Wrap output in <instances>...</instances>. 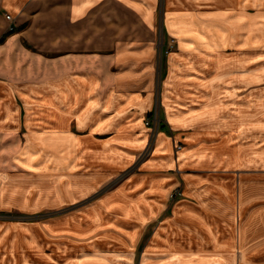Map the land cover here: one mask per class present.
I'll use <instances>...</instances> for the list:
<instances>
[{"label":"crops","instance_id":"0c3cea01","mask_svg":"<svg viewBox=\"0 0 264 264\" xmlns=\"http://www.w3.org/2000/svg\"><path fill=\"white\" fill-rule=\"evenodd\" d=\"M196 2L0 0V155L10 151L5 143L10 141L13 146L16 140L15 145L19 144L22 126L30 134L25 146L29 151L20 164L29 168L34 155L40 153L54 156L46 159L54 160L62 170L78 168L89 154L85 143L105 132L124 136L129 148L146 141L149 129L145 118L153 111L154 96L160 88L159 72L154 78L153 46L147 38L144 45L140 44L144 35H109L100 27L170 26L184 37L186 30L195 26L197 30L190 36L205 49L219 50L220 74L224 76H236L241 71V67L222 66L221 58L229 59V52L233 51L237 59L242 56L241 49L248 48L252 59H258L264 47V0H203L205 5L218 6L217 15L203 21H187L177 13ZM8 15L14 20L15 32L4 38ZM147 36L152 43V36ZM238 87L241 90V85ZM229 102L220 99L219 106ZM231 103L253 107L252 100L235 98ZM22 106L26 109L25 124ZM237 118L234 116V123ZM170 134L166 125L157 140L159 151H171ZM223 158L205 165L220 172L234 170L236 165ZM189 177L198 187L188 185V198L177 202L171 216L161 221L154 240L144 246L137 262L132 255L137 234L142 235L144 225L152 218L160 220L165 213L168 190L159 183L155 185L160 195L153 200L147 195L140 198L137 228L118 232L128 255H87L69 264H254L243 258L249 232L244 228L242 212H238L242 203L238 180L222 173ZM150 190L154 192V188ZM201 199L207 210L197 203ZM90 246L98 250L95 244ZM81 250L84 253V246Z\"/></svg>","mask_w":264,"mask_h":264},{"label":"rangeland","instance_id":"374dc122","mask_svg":"<svg viewBox=\"0 0 264 264\" xmlns=\"http://www.w3.org/2000/svg\"><path fill=\"white\" fill-rule=\"evenodd\" d=\"M196 1L177 13L187 21L217 15V5ZM5 19L9 26L4 38L15 32L12 16ZM194 27L184 37L170 26L100 27L109 35H144L140 44L147 38L153 46L154 78L159 72L161 89L155 93L153 111L145 118L149 131L140 147L129 148L124 136L105 132L85 143L89 154L82 166L62 170L54 160L46 159L54 157L47 153L34 155L30 168L20 164L29 151L25 149L30 134L26 126L21 125L17 146L16 140L13 146L10 141L4 144L10 151L0 155V264H69L87 255H128L118 232L137 228L140 198L147 195L153 200L160 195L155 185L159 183L168 190L165 213L160 220L152 218L142 227V235L137 234L132 252L137 262L161 221L171 216L177 202L188 198V185H195L188 178L197 173L212 177L222 173L238 180L242 195L238 212L249 232L243 258L264 264V47L258 59H252L248 48L241 49L237 59L229 52V59L221 58L222 66L241 67V71L224 76L219 50L205 49L202 42H196L190 36L197 30ZM147 35L152 36V43ZM235 98L252 100L253 107H235L231 103ZM220 99L230 102L221 107ZM21 108L25 124L26 109ZM234 116H238L237 123ZM162 125L171 131L170 152L157 148L165 129ZM186 153L190 155L184 157ZM219 157L236 165L235 169L220 172L206 167ZM183 162L186 166L181 167ZM200 206L208 209L203 202Z\"/></svg>","mask_w":264,"mask_h":264}]
</instances>
